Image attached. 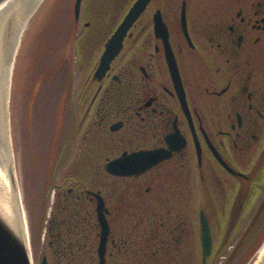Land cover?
I'll return each instance as SVG.
<instances>
[{"label": "flooded vegetation", "instance_id": "flooded-vegetation-1", "mask_svg": "<svg viewBox=\"0 0 264 264\" xmlns=\"http://www.w3.org/2000/svg\"><path fill=\"white\" fill-rule=\"evenodd\" d=\"M135 1L90 0L92 20L82 9L76 19L73 6L67 49L74 42L93 61ZM93 76L83 90L67 92L74 129L50 178L68 158L82 157L93 180L101 174L96 157L105 158L104 182L94 180L88 189L64 180L56 207L85 200L96 207L90 192L103 197L110 225L106 264H190L198 256L207 264L220 233V248L242 223L243 242L262 235L264 0H151L107 74L102 80ZM140 152L163 158L130 177L106 170L109 162ZM128 210L139 217L134 234ZM202 218L212 237L205 262ZM63 225L54 219L49 229L56 255L69 241Z\"/></svg>", "mask_w": 264, "mask_h": 264}, {"label": "rangeland", "instance_id": "rangeland-1", "mask_svg": "<svg viewBox=\"0 0 264 264\" xmlns=\"http://www.w3.org/2000/svg\"><path fill=\"white\" fill-rule=\"evenodd\" d=\"M133 1L135 0H130L128 6ZM23 2L26 0H22L18 6L12 3L0 18V41L4 42L8 38L10 23H13L11 19L13 9L18 10L14 12L15 17L19 16L18 23L24 18L28 3L24 5ZM74 3L75 0H42L38 4L21 37L10 79L8 101L10 142L15 159V176L28 220L34 264H42L44 256L48 257L49 264L54 261V250L57 247L54 246L52 249L48 244L52 240L49 237V229L54 219L61 225L63 220L67 221L66 225L61 226L62 235L70 234L71 239L79 240L80 243L83 240L89 244L95 235L91 245L94 250L97 249V232L95 234L92 232L94 229L90 217L92 212L94 213V205H89V201L85 200L62 210L56 207L60 194L57 187L67 179L73 183L82 182L88 189L92 188L94 180L103 183L105 175L102 167L105 158L96 157V164L99 167L97 173L101 174L96 175L93 180L89 178L90 165L82 157L76 162L73 161V157L68 158L67 163L58 168L54 178H50L56 166L60 146L62 149L69 146L74 129L73 109H70L73 100L67 92L84 89L85 81L93 75L103 51L102 46L95 59L90 61L87 49L83 54L81 49L76 48L74 42L67 49L70 33L67 29L70 28ZM82 13L85 19L92 20L90 0H83ZM55 66L61 70V77L57 79H54ZM39 79L41 82L36 84ZM96 188L99 187L96 185ZM180 202H186L185 196L181 197ZM195 214L197 215L196 212ZM193 219L194 231L198 235L197 216ZM246 224H240L234 236L225 237L221 248L219 241L224 235L219 234L216 252L208 259L207 264L257 263L264 247V231L255 239H245L243 242ZM75 225L78 228L73 230ZM68 227L73 230L72 233L68 234L66 231ZM53 232L56 234V231ZM86 237L92 239L88 242ZM195 247L196 252H199L198 244ZM79 248L74 244L75 252L79 251ZM63 250L69 251V241L63 245ZM189 262L202 264V259L198 256Z\"/></svg>", "mask_w": 264, "mask_h": 264}, {"label": "water", "instance_id": "water-1", "mask_svg": "<svg viewBox=\"0 0 264 264\" xmlns=\"http://www.w3.org/2000/svg\"><path fill=\"white\" fill-rule=\"evenodd\" d=\"M37 1L39 0H26L25 3L23 2L24 5L28 3L27 6L25 7L26 10L24 13V17H26L28 13H31V15H29L30 17L32 16V14L34 13L35 9L38 6L35 5ZM150 1L151 0H137L134 3V5L131 7V9L129 10L128 14L126 15L122 23L119 25L115 33L107 42L105 46V51L94 73V77H93L94 80H102L103 77L110 70L111 63L118 56V54L122 49L123 40L126 37L129 29L132 27L135 21L141 16V14L145 11ZM21 2L22 0H0V7L8 5L7 7L9 8V6L12 3H15L18 6V4H21ZM81 7H82V0H76L74 4V13L76 19H78L80 16ZM12 11L13 12H11L12 13L11 19L13 23H10V33L8 34V38L4 42L0 41V51L2 52H5V50L9 48V44L12 41L13 37L17 34L18 27L20 24L18 23L19 20H17L19 16L15 17L14 14V12L18 10L13 9ZM5 12H7V10ZM4 13L2 14V16L4 15ZM156 23H157V27L162 26L160 23V19L158 17H156ZM171 70L173 73L174 71H177L176 66L171 64ZM6 118L8 124L7 134L10 139V131H9L10 117H9L8 106H7ZM8 155L11 157L14 168L15 159H14L13 147L11 142L8 150ZM162 158H163L162 155L159 156V154L155 152L154 153L140 152L132 155H124L121 158L109 162L106 165V170L116 176L130 177L133 175H139L146 169L150 168L152 165L159 163ZM90 194L96 200L95 211L97 214L98 225L100 227L98 256H99L100 264H106V260H105L106 245L110 234V225L106 216L108 210L106 209V205L103 197L99 193L90 192ZM5 196L7 197L6 204L8 209H4L0 205V264H34L32 252H31V244L28 234L29 232L22 226V221L16 207V201L14 200V198L10 196L7 195ZM201 235H202L201 239L203 245V261L205 262L211 254L212 237H211L210 228L207 224V221L204 218H202V222H201ZM42 264H47L46 257L43 259Z\"/></svg>", "mask_w": 264, "mask_h": 264}, {"label": "bare ground", "instance_id": "bare-ground-1", "mask_svg": "<svg viewBox=\"0 0 264 264\" xmlns=\"http://www.w3.org/2000/svg\"><path fill=\"white\" fill-rule=\"evenodd\" d=\"M40 2L41 0L37 1L35 5H38ZM7 6L8 5L0 7V17L6 10H8ZM29 15H31V13H28L26 17H24L20 22L18 32L10 42L9 48L6 49L5 52L0 51V205L4 209H8L6 204L7 197L5 195L14 198V200L16 201V207L19 212V216L22 221V226L28 232L29 226L25 206L20 195V189L15 176L13 162L11 160V157L8 155L10 139L7 134L8 124L6 116L9 99L8 96L10 88V79L13 71L14 60L23 32L29 23ZM55 70L56 71L54 72V75L56 77L54 79L60 78V68L55 67ZM56 82L57 80L55 81V83ZM256 264H264V247L262 248L259 259Z\"/></svg>", "mask_w": 264, "mask_h": 264}, {"label": "trees", "instance_id": "trees-1", "mask_svg": "<svg viewBox=\"0 0 264 264\" xmlns=\"http://www.w3.org/2000/svg\"><path fill=\"white\" fill-rule=\"evenodd\" d=\"M53 61H56V60H53ZM38 82L40 83L41 79L37 80L36 84ZM36 84H35V86H36ZM32 100H33V98H32ZM128 211H129V213H128V215H126V218H127L128 223L131 224V232L130 233L134 234L135 232L132 229L135 227L136 220H138L139 217L137 215L136 210H128ZM90 217H91L92 225H93V229H94L92 232L94 234L97 232V237H98L97 240L99 242L100 229L98 226L95 210H94V213L92 212V215H90ZM75 228H78V226L75 225L73 230H76ZM73 230L70 229L68 234L72 233ZM129 230H130V228H129ZM68 237H69V251L62 250L63 253H61L59 255L54 254V256H53L54 261L51 264H99V262L97 260L98 259L97 249L94 250L92 248V245H91V244H93L92 241H94L95 235H94L93 240L89 244H86V242L83 240H82V243H80L79 240H76L74 238L71 239L70 234L68 235ZM91 239L92 238L89 237V238H87V241L89 242ZM98 242H97V246H98ZM74 244L77 245L78 248L80 247L79 248L80 250L78 249L79 251L75 252L73 250Z\"/></svg>", "mask_w": 264, "mask_h": 264}]
</instances>
